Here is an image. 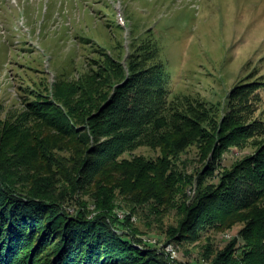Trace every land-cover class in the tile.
Masks as SVG:
<instances>
[{
	"label": "trees",
	"instance_id": "trees-1",
	"mask_svg": "<svg viewBox=\"0 0 264 264\" xmlns=\"http://www.w3.org/2000/svg\"><path fill=\"white\" fill-rule=\"evenodd\" d=\"M136 52L126 72L117 60L103 68L115 75L109 86L119 84L110 95L94 99L87 81L61 93L64 80L56 79L51 97L25 100L15 121L0 119V264H171L129 219L112 215L120 197L147 228L158 224L149 213L184 198L183 221L167 238L197 244L198 257L185 264H264V121L250 115L252 98L234 106L232 123L223 116L216 124L205 101L170 92L152 44ZM192 143L204 165L187 174L181 155ZM141 146L159 153L135 155ZM231 147L249 150L223 167ZM62 179L71 186L63 194L55 190ZM75 191L89 199L71 215ZM236 225L237 237L216 246L213 234Z\"/></svg>",
	"mask_w": 264,
	"mask_h": 264
},
{
	"label": "rangeland",
	"instance_id": "rangeland-1",
	"mask_svg": "<svg viewBox=\"0 0 264 264\" xmlns=\"http://www.w3.org/2000/svg\"><path fill=\"white\" fill-rule=\"evenodd\" d=\"M154 42L159 50L151 57L163 62L171 93L205 101L216 124L223 116L232 123L234 106L249 94L255 108L250 115L264 121V0H0V119L15 121L25 112V100L35 101L39 94L51 97L55 79L64 80L57 89L61 93L87 81L97 88L94 99L107 91L110 95L119 84L109 86L115 75L109 76L103 68L111 67L110 61L121 62L129 53L134 56L137 46ZM98 48L111 58L101 57ZM121 63L126 72L127 60ZM251 145L249 142L247 147ZM247 147L224 152L223 167L248 152ZM158 153L147 146L134 151L146 158ZM198 157L193 143L182 153L187 174L202 171L204 162ZM213 179L209 177L207 182ZM55 183V190L62 194V186L69 185L63 179ZM193 186L187 189L192 198L197 192L196 180ZM74 193L66 207L71 215L80 212L78 202L89 199ZM120 199L116 201L120 206L111 211L117 221L126 224L129 219L140 229L141 237L157 244L160 251L172 246L176 259L167 255L170 263L196 260L197 244L167 238L171 228L183 221L178 206L183 197L173 199L166 212L149 213L158 222L150 228ZM90 202L87 209L92 217L96 210ZM238 228L212 233L216 246L223 247L237 237Z\"/></svg>",
	"mask_w": 264,
	"mask_h": 264
},
{
	"label": "bare ground",
	"instance_id": "bare-ground-1",
	"mask_svg": "<svg viewBox=\"0 0 264 264\" xmlns=\"http://www.w3.org/2000/svg\"><path fill=\"white\" fill-rule=\"evenodd\" d=\"M163 251L168 255L170 256L169 258H171L170 260H173L175 257L173 256L174 254V250L172 249V246H163ZM161 248V249H162ZM170 253V254H169ZM176 259V258H175ZM171 262V261H170ZM176 262H172L171 264H175ZM178 264V263H177Z\"/></svg>",
	"mask_w": 264,
	"mask_h": 264
}]
</instances>
